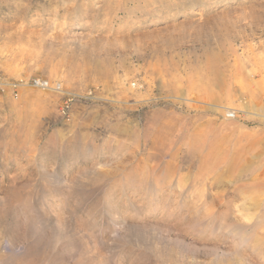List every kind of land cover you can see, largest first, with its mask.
Returning a JSON list of instances; mask_svg holds the SVG:
<instances>
[{"label": "rangeland", "instance_id": "1", "mask_svg": "<svg viewBox=\"0 0 264 264\" xmlns=\"http://www.w3.org/2000/svg\"><path fill=\"white\" fill-rule=\"evenodd\" d=\"M0 84V264H264V0H0Z\"/></svg>", "mask_w": 264, "mask_h": 264}, {"label": "built area", "instance_id": "2", "mask_svg": "<svg viewBox=\"0 0 264 264\" xmlns=\"http://www.w3.org/2000/svg\"><path fill=\"white\" fill-rule=\"evenodd\" d=\"M33 83L36 87L41 88L43 90H51V91H54L57 93L61 92L60 85H58V84H50L48 81H45V80H35ZM0 86H1V84H0ZM234 115L235 114H233V112H232V117Z\"/></svg>", "mask_w": 264, "mask_h": 264}, {"label": "bare ground", "instance_id": "3", "mask_svg": "<svg viewBox=\"0 0 264 264\" xmlns=\"http://www.w3.org/2000/svg\"><path fill=\"white\" fill-rule=\"evenodd\" d=\"M93 1V0H92ZM120 0H117V2H119ZM93 3V2H92ZM94 5V4H93ZM95 5H96V3H95ZM93 7V6H92ZM98 8L99 7H95V11L96 10H98ZM219 109H217V110H220L221 112H223V111H227V112H229V110H227V108H224V107H218ZM218 113H219V111H218ZM234 113V112H233ZM225 115H227V114H225ZM235 116V115H234ZM234 116L232 117V112L231 113H229L228 115H227V118H229L230 120L232 119V118H234ZM225 119V118H224ZM209 149V148H208ZM193 150V149H192ZM204 151V150H203ZM212 155V154H211ZM204 158V157H203ZM205 159V158H204ZM206 164V163H205ZM182 193V192H181ZM25 219V218H24ZM51 238V237H50ZM50 238H49V240H50ZM48 240V241H49ZM75 263V262H74ZM82 264V263H81Z\"/></svg>", "mask_w": 264, "mask_h": 264}]
</instances>
